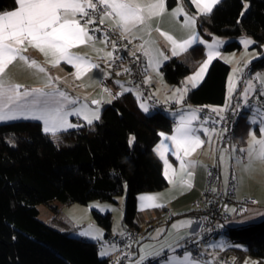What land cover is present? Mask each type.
Segmentation results:
<instances>
[{
	"label": "trees",
	"instance_id": "1",
	"mask_svg": "<svg viewBox=\"0 0 264 264\" xmlns=\"http://www.w3.org/2000/svg\"><path fill=\"white\" fill-rule=\"evenodd\" d=\"M166 1L169 9L178 4V0ZM182 1L186 11L197 17L199 31L206 39L226 40L225 52L241 51V39L252 37V49L262 54L250 64L252 73L264 68V0H221L209 16L198 15L191 0ZM16 7V0H0V14ZM187 55L191 63L171 57L162 66L165 83L180 86L204 59L205 48L196 46ZM230 72L229 64L214 60L204 81L188 93L186 104L195 108L225 107ZM240 89L241 86L233 99ZM138 94L140 99L137 92H124L104 105L99 121L62 132L57 140L44 134L38 121L0 124V264H124L114 260L115 249L111 255L101 256L100 243L73 235L75 226L62 214L67 205L117 203L116 199L126 192L123 234H112L110 213L93 212L106 232V240L138 231L148 223L153 226L160 220L168 226L174 219L197 214L194 209L169 216L162 215L164 208L146 212L138 209L140 194L168 187L163 162L153 149L161 138L158 133H169L175 125L168 113L174 109L143 113L139 104L145 101ZM250 111L243 112L237 120L234 140L241 146L246 144L252 128ZM130 134L136 137L131 149ZM52 202H58L51 208L53 217L49 223L43 222L38 206ZM154 230L152 227L142 238L146 239ZM224 234L234 246L222 252V256L234 255L237 263L250 256L257 264H264V220L239 227L229 223ZM207 245L198 250L202 253Z\"/></svg>",
	"mask_w": 264,
	"mask_h": 264
},
{
	"label": "snow or ice",
	"instance_id": "2",
	"mask_svg": "<svg viewBox=\"0 0 264 264\" xmlns=\"http://www.w3.org/2000/svg\"><path fill=\"white\" fill-rule=\"evenodd\" d=\"M220 2L221 0H191V3L198 10V15L203 16H209L214 6ZM16 3L18 7L15 10L0 14V122L17 119L35 120L41 122L42 132L50 134L54 139L60 131L85 126L70 123L68 118L72 115L82 117L87 126H92L94 121H99V105L101 101L92 100L90 102L91 105H96L97 107L90 108L88 102H80L79 99L71 98L66 92L55 87L54 79L47 75L45 68L39 66L37 61H29L26 56L21 54L25 43L27 42L28 45L37 48L46 57L51 55L52 59L49 63L53 66L59 65L62 60L69 65H73L76 68L74 75L79 79L89 68H95L98 65L90 63L84 56L72 54L69 49L78 44L94 41L95 33L101 31V28L99 26L93 27V34L90 35L88 26L96 25L97 16L101 26L104 25L106 17H114L116 25L120 29L121 37L126 38L125 34L131 28L137 25H145L153 17H159L167 11L166 0H148L144 4L139 3L138 0H16ZM246 8L247 5H245ZM181 13L185 16L183 27L189 30L186 38L177 40L159 28H156L155 31L170 44L171 56H179L181 53L187 52L194 44H201L207 47V58L200 64L198 71L187 78L183 88L174 90L176 102L180 104L183 103L184 96L188 91L187 85L195 87L196 82L203 78L212 60L220 55L218 47L221 43L218 39L214 43L204 41L195 30L197 17L184 13L183 8H177L171 14L176 17ZM146 31L150 36L152 32L150 24L147 25ZM103 35V42L107 44V32H104ZM156 43L154 40H144L139 45V50L146 58V63L142 64L140 69L146 77L145 83L150 82L152 79L149 69L159 74L160 63L170 58L160 48L155 46ZM242 43L247 46L254 43V41L245 37L242 38ZM112 46L115 50V41L112 42ZM23 50H26V48ZM106 56L111 58L112 52H107ZM17 58L24 61L28 67L36 68L40 73H45L47 79L43 88L28 89L21 84L7 83L3 79L6 68ZM139 59L137 57V60ZM235 71H238V69ZM124 72L131 74V69L126 68ZM119 74L117 73V75ZM55 79L58 80L59 77ZM256 79L260 81L261 86H264V74H257ZM116 83L121 91L115 96H112L109 89H103L110 97L107 101L108 103L111 102V99H118L124 92H132L135 87V85L125 87L119 81ZM128 83L133 84L131 81ZM45 88H48L49 91H45ZM232 91L233 83L230 79L229 93L231 94ZM252 91L253 82L249 80L243 90L245 101H247L248 95ZM137 99H140L138 93ZM77 104H79V107H75ZM70 105L72 107H69ZM139 108L143 113L147 114L150 112V107L145 103H140ZM212 111L219 113L223 109H212ZM173 115L176 116L174 134L158 133L164 139L155 146L153 151L163 160V175L168 182L174 185L178 183L181 187L190 188L192 186L193 172L189 171V169L195 168L198 162L190 160L188 157L204 145L205 141L201 139L200 133L206 135L210 142L212 132L208 128L203 127L204 124L208 123L207 120L194 125V122L199 120L197 110L189 109L185 112L184 109H181L178 112H174ZM249 122L250 124H258L261 133L260 139L256 138L254 132L250 133L251 139L248 147L240 149L247 156L248 163L244 166L245 171L251 172L256 164L264 165V110L257 108L255 115L251 117ZM213 123H218V121ZM135 141V135L130 134L128 139L130 149ZM165 141H169L173 146L171 151L179 162V171L173 168L166 158L168 145ZM222 151H227V149L225 148ZM241 159L237 157V163H240ZM220 160H225V156L221 155ZM139 199L142 201L141 209L145 205L148 207H163L162 204L156 203L157 196L142 195ZM186 223L190 225L191 221ZM175 227L177 226L173 225V228ZM79 235L94 240L102 239V233L98 229L81 231ZM114 247V245H102L99 255H111L109 249H114ZM221 247L223 246L221 245ZM141 253L142 255L137 258L135 264H145L146 258L152 255V252H145L144 248L141 249ZM167 264H212V262H202L200 259L194 258L190 252H186L182 258L179 256L169 258Z\"/></svg>",
	"mask_w": 264,
	"mask_h": 264
},
{
	"label": "crops",
	"instance_id": "3",
	"mask_svg": "<svg viewBox=\"0 0 264 264\" xmlns=\"http://www.w3.org/2000/svg\"><path fill=\"white\" fill-rule=\"evenodd\" d=\"M138 2L141 4H144V3H147L148 0H138ZM17 7H18V5H17ZM166 8H167V11L163 15H161L159 17H153L150 21H147L145 25H137L136 27L131 28V30L128 33H126V36L129 39H131L132 41L136 42V44H138V45L142 44L144 40H154L157 42L155 46L160 48L161 51H163L166 55H168L171 58L173 56H171L170 44L165 40L164 37H162L158 32H156L155 29L159 28L161 31L172 35L175 39L182 40V39L186 38L189 34V30L183 27L185 16L183 13H181L178 16L174 17L171 13L177 8H183L184 13H187L188 15H190V14L186 11L182 0H178V4L172 9L168 8L167 1H166ZM11 11H13V10H11ZM7 12H9V11H7ZM145 15H146V13H145ZM190 16H192V15H190ZM77 18H79V17H77ZM105 23L112 25V26H117L114 17L113 18H107L106 17ZM149 24L152 28V32H151L150 36L148 35V33L146 31V27ZM195 30L201 36V38L204 41H206L207 43H214L215 40L218 39L221 42L219 47H218V51H219L220 55L215 57L212 60V62L209 64L207 71L205 72L203 78L201 80H199L198 82H196L195 87H192L191 85H187L188 91L184 96L183 103L180 104V103L176 102V96H175L174 90L176 88H183L185 86V82H186L187 78L192 76L196 71H198L200 64L204 60H206V58H207V55H206L207 54V47H206V45L194 44L191 48H189V50L187 52H183L179 56H174V57L182 58L184 61L191 63V58L187 55L188 52L196 46H203L205 48L204 59L199 63V65L195 68V70L183 80V82L180 86H172V85H168L167 83H165V81L163 79L161 68L166 63L167 60L162 61L160 63L159 74H157L156 72L149 69V74L151 75L152 79L150 82H147V83L151 86L154 94L160 100L173 101L177 104V108H178V106H182V108H180V110L184 109L185 112H187V110H189V109L197 110L199 120L195 121L194 125H198V124H200L201 121H204V118L202 117L201 111L199 108H195L193 106L186 104V98H187L188 93L192 89L197 88L204 81L213 61L216 59H220V60H223L224 62H226L227 64H229L231 67V72L229 74L228 81H227V97H228L227 107H222V108L218 107V109L225 110V109L230 108L231 103H232V98H233L234 94L236 93V91L240 88L241 74L244 72V68L246 66H249L254 60L259 59L262 56V54L259 53L257 50L252 49L254 44L251 47H249V51H247V52H244V45L243 44H242V49L239 52H225L223 50V45L226 42L225 39H223V38H214L213 40L206 39L200 33L198 25H197V21H196V25H195ZM25 48H26V50H23ZM69 51L74 55L84 56L86 59H88L90 61V63L96 64V65H98V67L89 68L86 72L83 73V75L79 79H77L74 75L76 72V68L73 65H69L66 61L62 60V61H60L59 65L53 66L51 63H49V61L52 59L51 55L46 57L37 48H35L31 45H28L27 42L23 46L21 54L26 56L29 59V61H31V60L37 61L39 66L45 68L47 75L51 76L54 79V86L59 88L61 91L66 92V94H68L71 98L79 99L80 102H88V100H91L93 98H95L96 100H100L102 103V106H100V108H99V113L101 116V112H102L104 105L111 104L114 100V99H111L110 103L107 102L110 99V97L107 93H105L100 88V84H99L100 78H102L106 74L105 65H106L107 60L109 59L106 56V53L111 52V50L109 48H107L104 44L99 43V42L94 40V41H88L85 44L75 45L72 48H70ZM237 69H238V71L234 72V70H237ZM257 74H264V68L261 70H258L254 74H252V78L260 84V81L256 79ZM57 77H59L58 80L55 79ZM3 79L7 83L21 84L28 89H33V88H43L45 85V80L47 79V77L45 76V73H40L36 68L28 67L24 63V61H21L19 58H17L10 65H8V67L6 68L5 74L3 76ZM230 79L233 83V91L231 92V94L229 93ZM246 86H247V82L243 86V88L241 89L242 90L241 91L242 97H243V90ZM45 91H49V89L45 88ZM254 93H255V90L250 92L248 95V98L250 99L254 95ZM262 93H264V86H262V90H261V96L263 97V100H264V94H262ZM69 107H72V106L70 105ZM75 107H79V104L75 105ZM177 108H176V111L178 112L179 110H177ZM252 112L253 111L251 110V112L249 113V121H250L251 117L253 116ZM173 118H174L175 123H176V116ZM68 119H69L70 123H72V124H75L74 123L75 120L76 121L78 120L79 122L83 121L82 117H78L76 115H72ZM24 120L28 121L26 119H17V120H12V121L0 122V124L15 122V121H24ZM31 121H35V120H31ZM204 125L207 127L206 124H204ZM204 125H203V127H204ZM253 125H255L258 128L257 134H258V136L261 137V133L259 131L260 126L258 124H252V126ZM174 127H175V125H174ZM69 130H72V128H68L65 131H69ZM173 130H174V128H173ZM173 130L169 133H167V132H163V133H165L166 135H171V134H174ZM65 131L58 132L56 137H58V135L60 133L65 132ZM209 131L212 132L211 141L209 142V138L206 135H204L203 133H200L201 139H203L205 141V143L203 146H201L199 149H197L195 153H193L190 157H188V159L198 162V164L195 168L189 169V171L193 172V177L191 180L192 186L190 188L186 187V186L181 187L178 183L174 185V184H170L168 182V187L165 188L164 190H161L158 192L140 194L138 196V200H137V205H138L139 211L146 212L149 210H155L157 208H160V209L164 208L165 211L162 213V215L168 216V215L181 214L184 212H190L193 210L194 200L201 195V193L203 192V190L206 186V176H207V171H208V168L210 167V165L213 163L219 162V164L221 166V171H222V164H221L220 157H219L220 154L218 153V151H219L218 149L221 148L220 143L217 140L218 139L217 134L210 129H209ZM163 139L164 138L161 137L160 140L157 142V144H159L161 142V140H163ZM165 143L168 145V150H166V158L169 160V163L172 164L173 168H175L177 171H179V162L175 159V156L172 155V151H171L173 146L171 145V143L169 141H165ZM236 144H237V147L242 148V149H246L248 147V143H246L247 145L245 144L243 146L239 145L237 142H236ZM244 154L246 156V153H244ZM236 159H237V156H236ZM234 160H235V158H234ZM162 162H163V160H162ZM241 163H244V164H241L243 167L248 163L247 156L245 157V160L241 159ZM163 171H164V164H163ZM221 180H222V186L224 187L226 184V178L223 176V174H222ZM142 195L157 196L158 199H157L156 203L162 204L163 207H148L147 205H145L143 207V209H141L142 201L139 199V197ZM251 197L256 198L253 196H251ZM238 198H239V195H238ZM257 201H258V206L256 208H254L255 212H253L252 217H253V215L255 216L256 214H258V211H256V210L262 209L260 207V205L264 206V204H262V202H263L262 200L257 199ZM187 218L189 219V221H191L189 217H187ZM156 229L157 228H155V230ZM190 229H191V231L193 229L192 223H191ZM150 235L151 234H148L146 237L148 238ZM143 239L144 238H142V240ZM169 246H171V247H169ZM183 248H184V246L180 245V243L173 242L170 245H168L166 248H164L163 252L158 253V254L153 255L152 257L148 258V260H146L145 263L150 261V260L158 259L159 257L163 256V254L168 253L170 255L167 258L159 260L156 263V264H159L160 261H163L162 264H167V261L169 260V258L177 257V256L182 258L184 253H186V251H183L181 253H178V252L180 250H183ZM111 250L114 251V249H111ZM138 251H139V244L136 246L135 252L138 253ZM135 258H136V255H135ZM134 264H135V262H134Z\"/></svg>",
	"mask_w": 264,
	"mask_h": 264
},
{
	"label": "built area",
	"instance_id": "4",
	"mask_svg": "<svg viewBox=\"0 0 264 264\" xmlns=\"http://www.w3.org/2000/svg\"><path fill=\"white\" fill-rule=\"evenodd\" d=\"M96 25H89V33L93 34V27L99 26L101 31L95 33V41L104 44L112 52V57L109 58L105 65L106 74L100 78V88L109 89L112 96H115L121 91L117 85V81L125 86L132 87L134 92L142 94L145 103L150 107V112L158 110H173L177 108V104L173 101H162L153 92L151 87L145 83L146 80L142 71H140L142 64L146 63V58L139 50V45L129 39L126 34L121 37L118 26H112L104 23L99 25V17H96ZM115 29V30H113ZM107 32L108 43L103 42V33ZM116 42L115 50L112 42ZM135 53V54H134ZM137 57L140 59L137 60ZM131 69V74L124 72V69ZM117 73H120L117 75ZM252 75V67L249 66L246 72L241 74V81L245 83ZM131 81L133 84H129ZM257 96L260 98L259 103L264 101L261 97L262 86L256 82ZM123 95V94H122ZM120 95L119 97H121ZM254 105L253 97L248 99V103L244 104V100L240 97L235 99L230 108L224 110L222 113L213 112L215 107L201 106L199 107L202 117L207 120V127L210 130L219 134L220 147L226 148L231 156H238L245 160L244 152H241L234 140L235 128L239 116L251 110ZM223 117V119H221ZM218 121V123H213ZM220 149V148H219ZM233 149H235L233 151ZM222 171L221 166L217 163L210 165L206 176V186L201 195L193 202V209L197 214L192 216L190 220L193 223L192 234L193 238L186 242L183 251L190 252L194 258L202 259V253L198 250L201 245L211 243L221 234H224L228 224L234 219L239 218L247 213L251 208L258 206V201L255 198L247 197L242 200L237 198V180L233 167L228 172V179L225 186H222ZM143 237V234L138 231L129 232L128 234L108 238L102 245H114L115 254L114 260L116 262H131L134 258L133 248L137 242ZM197 239V241L194 240ZM170 254L165 253L158 259L150 260L145 264H156L159 260L167 258Z\"/></svg>",
	"mask_w": 264,
	"mask_h": 264
},
{
	"label": "rangeland",
	"instance_id": "5",
	"mask_svg": "<svg viewBox=\"0 0 264 264\" xmlns=\"http://www.w3.org/2000/svg\"><path fill=\"white\" fill-rule=\"evenodd\" d=\"M245 37L254 41V39L252 37H248V36H245ZM245 37H243V38H245ZM241 43H242V39H241ZM253 44L254 43L249 44L247 46H245L243 44L244 45V52L249 51V47H251ZM249 66H246L244 68V72L247 71ZM254 73L255 72H253L252 74H254ZM249 80H251L253 82V85H254L253 90H255V93L252 96L254 105L251 109L253 111L252 112L253 115H255L257 108L264 110V103L263 104L259 103L260 98L257 96V90H258L257 85H256L257 81L252 78V75L249 77V79H247V81H249ZM246 82L242 83L240 85L241 89L246 84ZM152 92H153V89H152ZM240 97H242L241 92L237 95V97L235 99H238ZM235 99L232 98V103L235 101ZM242 99L244 100V104L248 103L249 98H247V101H245L244 96H243ZM92 100H96V99L93 98L91 100H88L89 107L90 108L97 107L96 105H91L90 102ZM162 101H166V100H162ZM166 102H168V101H166ZM232 103H231V105H232ZM100 106H102V103L99 105V108H100ZM180 108H182V106H178L177 110H180ZM216 109H218V108H216ZM174 112H177L176 109H174L172 112L169 111L168 113L171 114V116L175 117L173 115ZM222 112H219V113H222ZM96 122L97 121H94L93 124ZM74 123L86 125V122L84 120L82 122L75 120ZM204 127H206V126L204 125ZM78 128H80V127L72 128V130L78 129ZM252 132H254L257 139L261 138L257 134L256 126L253 125L252 128L250 129V132H249L248 137H247L246 143H248V144H249V141L251 139L250 133H252ZM217 138H218L217 140L219 142V134L217 135ZM57 139H58V137H56L54 140H57ZM222 150L218 151V153L220 154L219 157L221 155L225 156V160H223V161L220 160L221 164H222V174L226 178V181H227L228 172L233 167V169L235 171V175H236L237 186H238L237 198H238V195H239V198H238L239 200L253 196L259 200H262L263 201L262 204H264V165L256 164L253 171H251V172L245 171V168L241 165L244 163H241V162L237 163L236 155L233 157L230 155V153L228 151H222ZM234 158H235V160H234ZM149 193H151V192H149ZM116 200H117V203L92 201L87 205H81V204L67 205V206H64L62 208V214L75 226L76 230L73 232V235L75 237L83 238V239H86L87 241H91V242L101 244V243H104L106 241V238H105L106 232L99 225L96 218L94 217V214H93L94 211H97L103 215H105L107 213L111 214V216H112V230H111L112 234L120 235V234L124 233L123 219H124L125 210H126V208H125V206H126V192L124 195L119 196ZM56 205H58V202H52L49 205H46V204L39 205L38 209L40 211V216H39L40 220H42L43 222L49 223L51 218L53 217V211L51 208H53ZM260 207L262 209L256 210V211H258V214H256L255 216L253 215V217H252V214H253V212H255V210H254V208H251L247 213L243 214L241 217L234 218L230 222V224L232 226H238L239 227V226L249 225L250 223H258V222L263 221L264 220V208H263L264 206L260 205ZM188 221H189V219L186 216H182L180 218L174 219L171 223H169L168 226L162 225V223H160V220L157 223H153L152 224L153 226H150V223L142 225V227L140 228V230H138V232H141L143 235H145V232L148 231L149 229H151L152 227H154V229L155 228H157V229L147 239L141 240V242L138 243L139 244L138 253L134 252V249H133L134 258L131 262H129V263L127 262V264H134V262H136L137 258L140 255H142V253H141L142 248L145 249V252H152V255H150L149 257L146 258V260H148V258L152 257L153 255H156L158 253L163 252L164 248H166L168 245H170L173 242L180 243V245L185 247L186 240L188 238L194 237L192 234V231L190 229L192 221H191L190 225H188L186 223ZM173 225H176L177 227L173 228ZM89 229H93V230L98 229L100 231V233H102V239L101 240H94V239H91L89 237L79 235V233L81 231H88ZM194 240L197 241L196 238H194ZM221 245L223 247H221ZM212 246H215V247H212ZM233 246L234 245L227 242L226 235L221 234L218 238L214 239L211 243H209L205 247V249L202 252L203 254H205L204 259L201 261L202 262H212V264H257L256 260H254L250 256H247L241 263H237L236 262L237 257H235L234 255H230L229 257L221 255L222 252H224L225 250H227L228 248L233 247ZM235 247H240L242 249L245 248L244 246H235ZM109 250L111 252H113L111 249H109ZM135 255H136V258H135ZM105 256H107V255H105ZM162 263H163V261L159 262V264H162ZM124 264H126V263H124Z\"/></svg>",
	"mask_w": 264,
	"mask_h": 264
}]
</instances>
